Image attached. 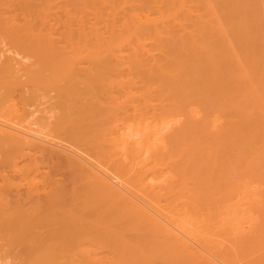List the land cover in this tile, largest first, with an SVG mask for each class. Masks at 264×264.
Segmentation results:
<instances>
[{"label": "bare ground", "instance_id": "1", "mask_svg": "<svg viewBox=\"0 0 264 264\" xmlns=\"http://www.w3.org/2000/svg\"><path fill=\"white\" fill-rule=\"evenodd\" d=\"M0 264H264V0H0Z\"/></svg>", "mask_w": 264, "mask_h": 264}]
</instances>
